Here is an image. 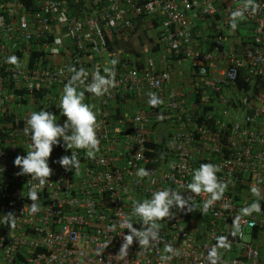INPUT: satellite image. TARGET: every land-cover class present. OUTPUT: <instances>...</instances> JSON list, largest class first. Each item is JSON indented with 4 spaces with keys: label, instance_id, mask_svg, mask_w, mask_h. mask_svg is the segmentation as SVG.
<instances>
[{
    "label": "built area",
    "instance_id": "obj_1",
    "mask_svg": "<svg viewBox=\"0 0 264 264\" xmlns=\"http://www.w3.org/2000/svg\"><path fill=\"white\" fill-rule=\"evenodd\" d=\"M237 11L247 43L240 54L222 32ZM206 18L219 31L203 46L196 26ZM141 21L156 24L157 60L146 54L140 63L111 48ZM31 50L43 53L29 65ZM165 50L188 60L192 104L172 86ZM105 58L117 61L108 72ZM81 68L88 75L78 91L96 115L93 157L60 140L47 179L21 175L14 159L30 148V114L0 120V217L15 216V227L0 225V264H264V0H0V115L11 102L37 101L62 125L51 91L62 93L72 69ZM97 70L109 79L114 73L99 97L85 91ZM143 94L148 106L157 98L163 116L143 109L114 116L120 97ZM204 106L212 107L208 116H200ZM66 155L78 167H62ZM205 163L217 168L215 199L187 187ZM165 189L185 206L157 221L156 240L130 241L126 219L146 227L133 215L134 202Z\"/></svg>",
    "mask_w": 264,
    "mask_h": 264
},
{
    "label": "clouds",
    "instance_id": "obj_2",
    "mask_svg": "<svg viewBox=\"0 0 264 264\" xmlns=\"http://www.w3.org/2000/svg\"><path fill=\"white\" fill-rule=\"evenodd\" d=\"M241 16L242 12H234L233 21L229 22L226 28L222 31L224 33L227 46L239 54L242 53L247 43L245 41L240 42L241 47H239V45L236 46L235 44H229L227 37L230 36L227 35L230 30H232L233 32L238 28L236 27V25H239L240 22H237L236 19ZM204 20H209L216 26L213 32L208 31V33L205 34L207 35L206 42H208L205 45H209L215 35L218 34L219 30L218 25L211 21L209 18H206ZM138 23L136 22L134 24L133 29L128 33L126 38H118L114 40L112 44L113 48H111L115 53L118 54V56L130 58L134 57L129 54H124L122 50L118 48V42L121 39L126 40L129 34L136 31L135 26ZM146 23L156 28V24H151L148 22ZM205 27L202 33L199 32L200 39L202 37V34L207 31ZM208 36L210 38L209 41ZM157 43L159 44L158 35L157 39L155 40V44L151 48V51L149 53V49L147 48L148 50L146 54L148 56H151L150 54H152V57L155 58L157 52L163 51V48L160 44V48L156 50L153 49ZM145 49H143L138 56L135 55L140 63L144 61V58L146 56L145 54L143 58ZM166 55L168 56L169 60L172 58H176L171 53L170 55L166 53ZM111 63L115 65L117 61L113 60ZM72 71L74 72V74L64 85L59 102L61 114L66 117L64 123L62 125L58 124L56 122L57 120L55 118V115L43 108H41L39 111H33L28 117L26 121L27 126L24 128V134L30 139V148L27 151L26 156L18 155L14 159V165L19 166V174L29 175L33 179L39 180L41 182L47 179L52 171V169L49 167L48 158L50 157L53 146L58 144L60 140H62L64 144H67L69 147H74L76 149H85L87 155L90 158L94 156L95 151H98L99 140L96 134V115L93 112L92 108H90L89 105L84 102L85 92L78 91V85L84 83V81L87 79L88 73L83 68L79 70L72 69ZM105 72H108V69H105ZM109 75L112 76L113 79H109L105 76L100 75L99 70H97L93 74L92 81L86 85L85 91L97 97L104 95V93L108 90V87L114 84V73H109ZM150 103L153 104L151 106H154L157 109V107L155 106V104L158 103L157 98L153 96V98L150 100ZM58 163L66 170H72L73 167H78V161L73 155H66L61 157ZM216 172L217 168L215 165L210 163L201 164L199 168L194 170L192 180L187 186L188 189L192 193L197 194L201 191H206L212 194V199L217 198L220 185L217 182ZM138 175L145 176L147 175V172L144 169H140ZM32 199H37V193H33ZM212 199L205 202V209H207V207L212 203ZM185 204V199H183L179 193L172 192L169 189L154 192L152 193L150 198L144 199L143 201L134 202L133 215L139 217L146 227L143 231H140L137 228L133 227V224L130 220L126 219L123 223V226L129 230V240L131 241L133 237H136L139 238L140 242L144 245H148L150 240H156L158 238L159 229L157 221L168 216L170 214L171 208L177 206L183 207L185 206ZM0 225L15 227L14 214L12 212H8L7 214H4L2 217H0Z\"/></svg>",
    "mask_w": 264,
    "mask_h": 264
},
{
    "label": "crops",
    "instance_id": "obj_3",
    "mask_svg": "<svg viewBox=\"0 0 264 264\" xmlns=\"http://www.w3.org/2000/svg\"><path fill=\"white\" fill-rule=\"evenodd\" d=\"M206 26V27H205ZM204 27L207 29L204 34H202V37L200 39V42L202 45L207 44L206 42V33L208 31L213 32L215 29V24L211 23L209 20H203L200 23H197L196 30L199 32H203ZM236 27H238L235 31L232 32V30L229 31L227 36L229 44H235L236 46L239 45L241 47L240 42L245 41V34L243 31V25L239 23L237 24ZM210 33V32H209ZM235 33V34H233ZM209 36H208V41H209ZM166 51V50H165ZM160 52H157L155 55V58L157 60V56ZM168 55H170L169 52L166 51ZM105 57V56H104ZM112 60H108L107 58L104 59L103 63H105V68L108 69L111 66ZM171 62V67H172V72H173V80H172V86L176 89H180L183 91L189 100L190 104L193 102V97H194V91L192 90V86L189 83L188 80V75H189V69L188 67L185 68L182 63L185 62L184 60L181 59H176L172 58L170 59ZM58 92V93H57ZM56 93H54V90L51 91L52 94L58 96V98H61L62 93L59 92V90ZM92 105H95V102L92 103ZM9 108V114L12 115H23L25 113L31 114L33 111H39L40 106L37 101L31 102V103H15L11 102L8 105ZM135 109H143L144 112L148 116H163L164 113L163 111L157 110L154 106H148L147 102L145 100V94L141 96H136V95H126L123 97H120L117 102V113L114 116H127L134 112ZM57 111V109L55 110ZM161 126L159 127L160 130ZM162 133V131H160Z\"/></svg>",
    "mask_w": 264,
    "mask_h": 264
},
{
    "label": "rangeland",
    "instance_id": "obj_4",
    "mask_svg": "<svg viewBox=\"0 0 264 264\" xmlns=\"http://www.w3.org/2000/svg\"><path fill=\"white\" fill-rule=\"evenodd\" d=\"M135 29L136 31L129 34L126 40L121 39L122 41L120 40L118 42V48H120V50H122L124 54H127V55L129 54L134 57H136L135 55L138 56L140 52L145 48L149 49L148 50V53H149L151 51V48L155 44V40L157 39V29L151 25H148L146 21L139 22L135 26ZM145 54L146 53L143 54V58ZM150 55L153 56L152 54ZM182 65L185 68H187L188 60L183 62ZM231 111L237 112L236 109H233ZM167 128H168V124L161 126L160 131H162L161 133L162 135L160 136V138L165 137Z\"/></svg>",
    "mask_w": 264,
    "mask_h": 264
},
{
    "label": "trees",
    "instance_id": "obj_5",
    "mask_svg": "<svg viewBox=\"0 0 264 264\" xmlns=\"http://www.w3.org/2000/svg\"><path fill=\"white\" fill-rule=\"evenodd\" d=\"M113 48V47H112ZM158 48H160V45L157 43L156 44V46L153 48V49H158ZM40 53H43L42 51L40 52ZM39 52H36V51H34V50H31V53H30V56H29V61H28V64L30 65L32 62H33V60H34V58H37L38 56H39V54H40ZM239 86L240 87H242V82H240L239 81ZM200 99V97L199 96H196L195 97V101H198ZM198 104V103H197ZM211 106H204V108H203V111H202V114L200 115V116H208V115H205L207 112H208V110H211ZM204 113V114H203ZM0 116H2V117H0V120L1 121H6V120H8L10 117H8V116H11L9 113H6V114H3V115H0ZM212 117V116H211ZM208 118V122L209 123H212L213 122V118ZM202 119H204V117H201ZM162 144L163 143H161V144H159V146H160V148L162 147Z\"/></svg>",
    "mask_w": 264,
    "mask_h": 264
}]
</instances>
